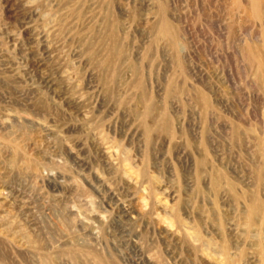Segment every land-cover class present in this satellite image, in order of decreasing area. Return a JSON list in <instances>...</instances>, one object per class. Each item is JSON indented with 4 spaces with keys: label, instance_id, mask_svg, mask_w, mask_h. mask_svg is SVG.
Returning a JSON list of instances; mask_svg holds the SVG:
<instances>
[{
    "label": "rangeland",
    "instance_id": "1",
    "mask_svg": "<svg viewBox=\"0 0 264 264\" xmlns=\"http://www.w3.org/2000/svg\"><path fill=\"white\" fill-rule=\"evenodd\" d=\"M240 4L0 0V264H264Z\"/></svg>",
    "mask_w": 264,
    "mask_h": 264
},
{
    "label": "bare ground",
    "instance_id": "2",
    "mask_svg": "<svg viewBox=\"0 0 264 264\" xmlns=\"http://www.w3.org/2000/svg\"><path fill=\"white\" fill-rule=\"evenodd\" d=\"M240 7L246 11L247 14L251 13L252 15L258 17V18H263L264 20V0H244V5L240 4ZM160 32L162 35L165 36H172V30L170 27V24L168 22L162 23ZM254 56L256 59V66H257V78L260 82H264V60L262 58H259V55L256 54L255 52ZM151 110L148 109V114H150Z\"/></svg>",
    "mask_w": 264,
    "mask_h": 264
}]
</instances>
